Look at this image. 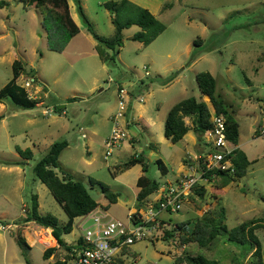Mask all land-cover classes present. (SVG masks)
Listing matches in <instances>:
<instances>
[{"label":"rangeland","instance_id":"obj_1","mask_svg":"<svg viewBox=\"0 0 264 264\" xmlns=\"http://www.w3.org/2000/svg\"><path fill=\"white\" fill-rule=\"evenodd\" d=\"M103 1L78 0L93 31L109 36L113 24ZM131 1L147 7L165 27L145 45L130 38L138 29L137 25L123 28L122 44L113 64L98 58L93 48L96 40L77 11V0H67V4L79 31L60 51L47 47L38 7L23 6L18 0H8L0 6V87L11 77L13 59H19L23 66L16 77L17 83L33 72L38 76L33 82L37 90L29 89L35 106L21 108L8 98L0 101V212L3 214L0 222L25 214L26 209L23 212L20 208L29 206L32 194L37 196L39 212L52 213L58 224L65 222L66 214L60 203L32 171V163L45 152L48 144L65 138L67 145L60 151L54 170L57 174L71 173L87 187L100 207L124 226L130 225L127 213L135 207V167L120 174L118 165L128 156L142 153L147 163L146 170L141 171L143 174L159 184L174 178L184 150L192 155L196 149L187 135L178 142H170L163 136L165 105L185 96L203 99L194 73L207 70L215 78V93L230 105L227 108L232 110V117L238 123L237 142L250 159L245 173L230 180L218 192L214 187L217 180L212 182L213 186L204 187L202 196L192 191L178 210L160 211L152 235L122 248L119 263L172 264L173 255L183 249L215 258L218 264L246 262L250 253L247 243L228 241L221 232L208 245L182 244L176 238L180 229L174 223L189 219L191 221L181 227L189 230L193 218L201 214L215 216L220 206L227 228L252 217H261L264 221V134L255 132L259 108L264 106V0ZM145 69L149 72L147 75ZM116 83L142 97L133 101L130 115L144 120L146 113L153 122L148 132H135L126 126V137L104 158L103 139L111 124L108 116L115 103ZM68 97L75 98L67 100ZM59 105L65 108V113L60 115L52 109ZM44 108L51 110L46 114L42 111ZM63 126H68L67 130H63ZM81 131L85 136H81ZM189 134L196 141L195 133L190 131ZM130 136L135 137L134 141H128ZM202 140L199 142L204 147ZM147 143H151L150 146ZM15 145L28 147L31 157L9 164L7 161L20 158ZM156 157L165 160L166 172H160L154 163ZM89 178L116 191V199L109 202L98 183L90 184ZM151 196L153 193L147 198ZM134 211L142 215L135 208ZM80 220L74 218L71 230L61 234L66 242L74 240L81 232ZM172 227L174 235L165 236L164 230ZM23 231L22 228L18 231L0 229V264H14L13 254L22 262L15 233L26 235ZM254 232L264 249L263 228L258 227ZM40 234L41 242L54 244L55 239L48 229ZM41 251L40 242L26 248L30 264H44ZM63 264L72 263L66 260Z\"/></svg>","mask_w":264,"mask_h":264},{"label":"trees","instance_id":"obj_2","mask_svg":"<svg viewBox=\"0 0 264 264\" xmlns=\"http://www.w3.org/2000/svg\"><path fill=\"white\" fill-rule=\"evenodd\" d=\"M8 0H0V6L7 3ZM23 6L38 7L41 13V24L46 31L47 47L60 51L67 43L68 39L78 31L77 24L73 21L69 14L67 0H18ZM102 5L111 13L110 21L113 24V32L109 36H103L95 33L91 24L85 16L81 5L77 0V11L86 23V29L93 35L96 42L93 46L98 58L107 64H113L115 55L122 44L121 30L125 27L135 24L138 29L135 30L130 38L138 40L142 44L149 43L160 33L165 25L155 17V15L145 6L134 3L131 0H104ZM23 66L19 59L11 61V77L4 85L0 87V101L8 98L14 104L21 108H31L35 106L36 101L31 98L26 90L16 82V77L22 72ZM196 86L202 95H206L211 105V109L221 114L225 120V136L232 143H237L238 123L232 117V110H228L226 104L218 93H215V78L207 70H200L194 73ZM75 97H68L67 100ZM55 110L59 107L54 106ZM210 110L208 104L203 99H197L193 96H185L174 101L166 110L163 118L162 134L170 142H176L183 134L192 129L195 136L200 139L202 133L210 126L209 120ZM189 119V123L184 118ZM1 118V115H0ZM67 144L65 138L55 139L46 147L45 152L32 163V171L35 177L40 180L50 191L54 199L60 203L66 214V220L62 224H58L57 218L50 212L39 213L37 210L36 195H31V201L22 220H32L37 225L49 227L50 233L59 246H63L70 251L72 243H65L61 237L62 233L69 232L72 227L73 218L78 215L88 213L93 210L98 202L90 195L87 187L68 172L57 174L54 167L57 166V156L60 150ZM15 150L21 157L26 159L31 157V150L28 147L20 148L15 145ZM231 170L215 168L206 171L204 176L206 179L219 176L215 182V191L218 192L228 181L239 178L245 173L249 160L244 151L239 147H233L227 154ZM8 163H19L20 161H7ZM134 163H139L142 171L146 170L147 163L144 161L142 153H136L128 156L119 165V169L129 167ZM161 173L166 168L159 157L154 159ZM98 183L103 195L109 202L116 199L117 192L108 189V186L93 178H89V183ZM138 187L135 193V206L138 207L145 196L154 191L159 182L154 178L141 173L135 181ZM193 191L202 196L204 187L198 185ZM223 209L220 206L215 216L201 214L192 220V226L189 230H182L181 227L188 223L189 219H183L175 222L174 226L180 229L176 234V238L182 244L194 243L197 246L210 244L214 237L223 232L224 237L231 242L247 243L250 248L248 260L238 264H264V249L257 238L254 230L262 227L264 230V222L261 217H253L242 220L237 224L228 227L223 222ZM174 228L164 230L165 236L174 235ZM164 236V237H165ZM15 240L20 247V253L25 264H30L26 248L28 244L20 233H15ZM79 241V240H78ZM54 246L45 247L41 255L43 258L53 250ZM125 248V246L123 247ZM120 259H118L119 262ZM65 259L55 258L46 261L45 264H62ZM172 264H218L215 258H210L200 252H190L183 249L181 253L173 255Z\"/></svg>","mask_w":264,"mask_h":264},{"label":"built area","instance_id":"obj_3","mask_svg":"<svg viewBox=\"0 0 264 264\" xmlns=\"http://www.w3.org/2000/svg\"><path fill=\"white\" fill-rule=\"evenodd\" d=\"M148 73L145 69L144 74ZM35 81L34 75L29 74L18 84L30 95V88L33 89L32 91L37 90L33 84ZM128 96L127 89L119 84L116 85L115 110L110 115L111 125L103 139L104 156L109 155L112 147L127 135L125 126L128 121L125 119V112ZM50 110L51 108H44L43 113L48 114ZM209 120L210 126L200 138L203 139L202 143L205 146L188 164L189 171L181 173L172 180L161 182L154 190L153 196L145 199L142 211L138 209L142 215L134 213L136 212L134 210L129 211L127 217L131 221L130 225L124 226L102 207H96L88 213L79 215L81 220L78 224L81 232L68 251L72 255V264H120L118 259H122V248L136 239L151 236L159 222L158 213L162 210H178L193 188L204 184L206 171L215 168L231 170L230 161L226 156L232 147L225 136L224 117L210 109ZM257 131L258 134H264V110L261 112ZM20 209L24 212L26 208L22 205ZM86 221L87 224L84 223ZM14 226L12 222H0L1 230H13Z\"/></svg>","mask_w":264,"mask_h":264},{"label":"crops","instance_id":"obj_4","mask_svg":"<svg viewBox=\"0 0 264 264\" xmlns=\"http://www.w3.org/2000/svg\"><path fill=\"white\" fill-rule=\"evenodd\" d=\"M153 13V12H152ZM78 31H79V28H78ZM77 31V32H78ZM76 32V33H77ZM75 33V34H76ZM74 34V35H75ZM74 35H72L69 39H68V41H67V43L65 44V45H67L68 43H69V41H71L70 39H72V37L74 36ZM94 46V45H93ZM169 54V52H165V55H168ZM194 60V59H193ZM192 60V61H193ZM102 62V61H101ZM33 75H34V77H35V79H38V76H37V73H34L33 72ZM39 82H42L41 80H38ZM119 83H116V85H118ZM40 86H42V88H46L45 86H44V84H41ZM41 88V89H42ZM128 98H127V110H126V112H125V119H126V121H128L127 122V124H126V126H130V127H132L134 130H135V132H139L140 130H146V132H148V127L150 126V124L153 122V119H151V116L149 115V114H144V120H142V119H135V118H133V116H131L130 115V107L132 106V103H133V101H138V100H141L142 99V97L141 96H139V97H137L136 95H133L132 94V92L131 91H128ZM114 98H115V103L113 102V105H112V108H111V111L110 112H113L114 110H115V105H116V89H115V93H114ZM204 98H207V96L206 95H203V100H204ZM176 101V100H175ZM207 101H208V98H207ZM206 100H205V102L208 104V107H209V110L212 108L211 107V105H210V103H209V101L207 102ZM174 102V101H173ZM172 102V103H173ZM172 103H170V104H168V105H165V109H164V111L166 112V110H167V108L172 104ZM136 106L138 105L137 103L135 104ZM53 108V107H52ZM53 110H55L54 108H53ZM113 110V111H112ZM140 110H143V108L142 109H140ZM145 110V109H144ZM264 110V106L262 105V106H260V108H259V112H260V116H261V111H263ZM43 111V110H42ZM55 111H58L59 112V115L63 112V113H65V108L64 107H62V105H59V108L57 109V110H55ZM109 112V113H110ZM112 114V113H111ZM111 114H109V116H108V118L110 119V115ZM184 120H185V122H188L189 123V119L187 118V117H185L184 118ZM111 121V120H110ZM259 122H260V117H259V120L257 119V123H256V125H258L259 124ZM111 125V124H110ZM125 126V127H126ZM162 126H163V122H162ZM67 128H68V126H63L62 127V129L63 130H67ZM256 130H255V132L257 131V126H256V128H255ZM190 131H193L192 129H188L184 134H183V136H185V135H187V137L189 138V140L191 141V143H192V145L195 147V149H196V152L195 153H193L192 155H190L189 153H187L186 152V150H184V152H185V154L184 155H182L181 157H180V162L178 163V166H177V168H176V173L173 175L174 176V178H176L178 175H180L181 173H185V172H187V171H189V168H188V164H190V161L193 159V157L195 156V154H197L199 151H201L202 149H203V147L200 145V139H198L196 136V138H195V140L196 141H194V138H193V136L191 135V134H189L190 133ZM93 132V131H92ZM258 132V131H257ZM81 133V136H85V133H84V131H81L80 132ZM182 136V137H183ZM181 137V138H182ZM131 138V139H130ZM130 138L128 139V141L130 142V141H134V139H135V137H133V136H130ZM180 138V139H181ZM167 139V138H166ZM179 139V140H180ZM178 140V141H179ZM178 141H176V142H178ZM122 142V141H121ZM120 143V142H119ZM150 144L151 143H147V145L148 146H150ZM230 144H231V147L233 148V147H239V143L237 142V143H232L231 141H230ZM67 145V144H66ZM65 145V146H66ZM117 145V144H116ZM64 146V147H65ZM63 147V148H64ZM62 148V149H63ZM240 148V147H239ZM61 149V150H62ZM60 150V151H61ZM103 152V151H102ZM18 153V152H17ZM60 153V152H59ZM245 153V152H244ZM19 154V153H18ZM103 154V153H102ZM111 154V153H110ZM109 154V155H110ZM59 155V154H58ZM20 156V155H19ZM104 158H106L107 156H103ZM248 158V157H247ZM26 158H24V157H21L20 156V158L19 159H13L14 161H20V162H23L24 160H25ZM57 159H58V156H57ZM12 160V161H13ZM162 160V162H163V164H164V166H165V168H166V171H167V165H166V162H165V160L164 159H161ZM248 160H249V162H250V159L248 158ZM9 164H17V163H9ZM249 164V163H248ZM114 166H116V164L114 165ZM132 167L134 168V172H135V177H134V179H135V181H136V178H137V176L139 175V174H141L142 172V169H141V166H140V164L139 163H134V164H132V165H130L129 167H127V168H124V169H118V172H120V174L121 173H124V172H126V171H128L129 169H132ZM165 171V172H166ZM71 174V173H70ZM72 175V174H71ZM173 178V179H174ZM165 180H172V179H165ZM216 180H218V178H217V176H213V177H211V179H206V181L204 182V184L202 185L203 187H211V186H213L212 185V182L214 183ZM228 182H230V181H228ZM228 182L225 184V185H223L221 188L223 189V187L224 186H226L227 184H228ZM108 189H109V187H108ZM137 189H138V187L136 186V184H135V191H134V197H135V193H136V191H137ZM152 193H154V191H152V192H150L149 194H147L146 196H145V198H144V201H145V199L150 195V194H152ZM216 194V193H215ZM36 200H37V196H36ZM144 201H143V204L142 205H139L138 207H132V208H130V209H133L134 210V208H135V210L137 209L138 210V208H143V206H144ZM134 204H135V202H134ZM26 207V206H25ZM96 207H100L99 205H97ZM95 207V208H96ZM37 208H38V202H37ZM129 209V210H130ZM141 209H139V210H141ZM26 210H27V207H26ZM39 212V211H38ZM39 213H41V212H39ZM3 214H2V212H0V218H2L1 216H2ZM24 215L25 214H23V215H21V214H19V215H17V219H15V218H13L12 217V220H10V221H5L4 223H7V222H12V223H14L15 224V226H14V231L16 230V231H18V229L19 228H22L24 231H23V233L24 234H26V235H23L22 234V236H23V238H24V240H25V242L28 244V247L29 246H31L33 243H35V242H40L41 244H42V250L45 248V247H47V246H54V248H53V250L51 251V253L48 255V257H46V258H44V264L46 263V261H51V258H53L54 257V259L55 258H60V259H65V261L66 260H69V261H71V263H72V255L70 254V252H68L63 246H59L58 245V243L56 242V240H55V242H54V244H51V245H48V244H45L44 242H41L39 239L41 238L40 236H41V234H40V232H41V230H43V229H48V231H49V233H50V228L49 227H42V226H39V225H37L34 221H32V220H22V218L24 217ZM76 217H79V215L78 216H75L74 218H76ZM73 218V219H74ZM253 218V217H252ZM247 219H249V218H247ZM264 222V221H263ZM73 223V222H72ZM72 228V227H71ZM80 228V227H79ZM40 234V235H39ZM80 233H77L76 234V237L79 235ZM50 235H51V233H50ZM51 237H53L52 235H51ZM75 237V238H76ZM54 238V237H53ZM63 239V238H62ZM64 240V239H63ZM75 240V239H74ZM74 240H72V241H70V242H66L65 240H64V242L65 243H72ZM61 250V252H58V251H60ZM42 252V251H41ZM58 252V253H57ZM57 254H59V256H57ZM12 258H13V260L15 261V263L14 264H25L24 263V261H23V259H22V262H20V261H17L16 260V258H15V255L13 254V256H12ZM53 260V259H52ZM64 261V262H65ZM63 262V263H64ZM62 263V264H63Z\"/></svg>","mask_w":264,"mask_h":264},{"label":"bare ground","instance_id":"obj_5","mask_svg":"<svg viewBox=\"0 0 264 264\" xmlns=\"http://www.w3.org/2000/svg\"><path fill=\"white\" fill-rule=\"evenodd\" d=\"M41 232H43V230H41Z\"/></svg>","mask_w":264,"mask_h":264}]
</instances>
